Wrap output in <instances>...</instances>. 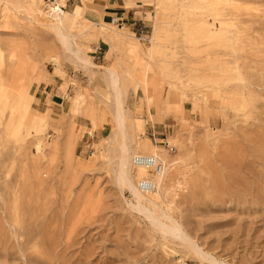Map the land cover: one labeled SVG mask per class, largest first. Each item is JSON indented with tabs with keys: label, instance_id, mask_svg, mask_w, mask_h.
Masks as SVG:
<instances>
[{
	"label": "rangeland",
	"instance_id": "obj_1",
	"mask_svg": "<svg viewBox=\"0 0 264 264\" xmlns=\"http://www.w3.org/2000/svg\"><path fill=\"white\" fill-rule=\"evenodd\" d=\"M125 1L133 26L93 0H0V264H264V0ZM110 68L135 148L166 161L154 197L181 236L118 182Z\"/></svg>",
	"mask_w": 264,
	"mask_h": 264
},
{
	"label": "bare ground",
	"instance_id": "obj_2",
	"mask_svg": "<svg viewBox=\"0 0 264 264\" xmlns=\"http://www.w3.org/2000/svg\"><path fill=\"white\" fill-rule=\"evenodd\" d=\"M56 1H58V0H56ZM50 3H51V6H49V7H54V14L51 16H54V18L58 22H62L64 19L63 16L66 14V11H64L63 9L58 7L56 2L51 1ZM92 6L93 5H91L89 3L86 4V7H84L83 12L87 13L88 11H92L91 10L92 8H90ZM93 12L99 16V13H97L96 11H93ZM46 15H47V13H46ZM103 22H105V21H103ZM100 25H104V23H101ZM61 32H62V29H61ZM66 34L67 33H65V35ZM65 38L67 39L66 45L68 46V49H70L75 54V56H77L79 59L82 60L83 65L85 64V65L96 66V64H93L89 60V56H87L86 54H82L80 52L81 50L79 51V47L74 46V43L72 42V40L67 35L65 36ZM107 72H108V76H107L108 82H109V84L112 87L113 92H114V105L119 106L120 103H123V106H124V108L122 107L123 111H121L122 109L120 110L119 108L116 109L115 116H114L115 126H114V129L112 130V132L110 133V135L108 136L109 137V143L113 145V148L110 150L111 155L116 159V163H117V167H118V182L122 188H128L132 192L134 199H135V204H131V205L135 210L142 211L145 213V215H148L151 218L153 224L155 226L159 227L160 230H162V232H164V234L166 233V235H167V233H171V235L178 234V236L179 235L181 236L182 232L180 230L175 229V224H176L175 222L169 221L170 224H167V222H165V220L163 221V219H169V218H168L166 212L162 209V207L161 208L159 207V205L157 203V199L154 197L155 196L154 194L159 196V189H160L159 183L162 180L163 176L165 175V172L157 178V188L158 189H155L154 191L149 192V193H145V192H142L138 188L137 182L141 178L148 177L147 174H150V172L143 167L136 166L134 163V157L137 154H147V155H154V156H158V155L156 152H153L151 154V150L149 149V147L147 148L146 145L140 151L137 148H135L136 139H135V134H134V127L129 123L128 119H129L130 113H128L129 111H128L127 107L125 106L126 101H125L124 92H127L126 91L127 89H125V91H124V89L122 90V86H121L120 82L118 81V78L116 77L115 71H113L110 68V69H108ZM36 84H37V82H36ZM80 103H82V102L80 101ZM72 151H73V149H72ZM72 157H73V153H72ZM137 172L141 173V176L138 177L136 180ZM161 183H162V181H161ZM177 238H180V237H177ZM188 243H190L189 239H188ZM203 254L204 253H202L201 255H203ZM214 262H215L214 264H219V262H217V261H214Z\"/></svg>",
	"mask_w": 264,
	"mask_h": 264
},
{
	"label": "built area",
	"instance_id": "obj_3",
	"mask_svg": "<svg viewBox=\"0 0 264 264\" xmlns=\"http://www.w3.org/2000/svg\"><path fill=\"white\" fill-rule=\"evenodd\" d=\"M111 22L117 24L118 26H123L122 20L118 17H112ZM137 39L140 42L149 43L151 42L152 33L145 28V26H140L137 32L135 33ZM93 52L96 54L102 53V47L100 44L94 46ZM91 135V133H89ZM170 152L176 150L174 145H171L170 142L166 139L162 142ZM90 155H93L95 148L93 145H88ZM134 163L136 166L145 168L150 172V176L141 178L137 184L138 188L145 193H149L157 189V178L161 176L167 168L165 160L161 156L147 155V154H137L134 157Z\"/></svg>",
	"mask_w": 264,
	"mask_h": 264
},
{
	"label": "crops",
	"instance_id": "obj_4",
	"mask_svg": "<svg viewBox=\"0 0 264 264\" xmlns=\"http://www.w3.org/2000/svg\"><path fill=\"white\" fill-rule=\"evenodd\" d=\"M93 1L96 7L103 10V16H102L103 20L105 21L108 20V22H111L112 17H118L122 20L123 25L128 24L129 26H133L134 24H136V22H133V20H135L134 15L136 12L133 7L128 8L126 6L125 0H93ZM104 43H106V45L108 44L105 41ZM99 44L101 45V43ZM102 53H103V48H102ZM54 90H55V84L51 82H45L43 84H39L38 88L35 91V97L36 100H39L40 107L41 106L44 107L43 104L44 98H46L51 93H53ZM57 95L58 94H54V96Z\"/></svg>",
	"mask_w": 264,
	"mask_h": 264
}]
</instances>
